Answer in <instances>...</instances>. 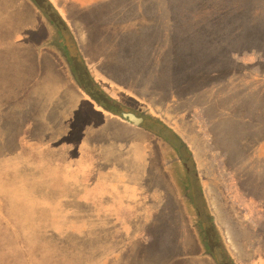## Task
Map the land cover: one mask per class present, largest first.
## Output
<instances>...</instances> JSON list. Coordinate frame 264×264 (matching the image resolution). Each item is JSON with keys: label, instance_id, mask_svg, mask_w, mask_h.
<instances>
[{"label": "crops", "instance_id": "0c3cea01", "mask_svg": "<svg viewBox=\"0 0 264 264\" xmlns=\"http://www.w3.org/2000/svg\"><path fill=\"white\" fill-rule=\"evenodd\" d=\"M49 2L56 9L61 22L70 31L75 44L74 54L80 56L84 70L88 72L94 84L104 87V93L110 100H114V105L120 97L117 92L124 85L111 73L131 69L124 61L126 46L130 47L131 41H134L140 54L142 47L139 40L149 36L155 37L143 35L140 26L137 29V24L150 21L156 24L172 23L170 10L176 5H173L171 0H49ZM7 6L0 0V32L5 30L12 34L17 28L13 24L18 21L14 14L9 13H14L12 5L7 4ZM146 8L152 10L153 18L146 15ZM47 32L49 33V29L47 31L44 27L45 36ZM161 36L165 35H157L158 38ZM66 48L72 55L70 48L68 46ZM2 51H5L1 53L0 58L3 63L5 60L3 54L6 56L18 54L13 50ZM142 52L143 55L148 54L150 58L151 47L144 48ZM36 61L34 68L37 72V80L29 87L30 90L32 89L31 92L28 95H18L13 101L6 98L8 95L0 98L2 103H6L0 107V146L3 145L6 154V158L0 159V166L4 165L6 168V173L0 174V189L4 192L2 199H16L12 202H0V231L3 232L0 234V239H6L9 248L13 246L19 254L24 250L20 256L22 264L41 263L42 258L38 253L35 255L38 260L30 257L29 246L55 247L51 246V242L55 241L58 243L57 248H61L67 240L76 245L73 255L63 257L53 255L49 258L51 262L89 264L86 261L87 255L91 252L88 248L98 244L96 240L99 239L97 234L99 230L104 232L117 229L124 232L125 236L127 231L128 238L124 237L121 248L124 249L126 246L124 243L126 239L132 242L133 248L136 247L135 242L139 240L136 236L139 235L140 229L138 217L142 214L148 216L156 214V210L158 214L164 216L172 214V188L176 185L173 167L183 168L186 166L184 161L163 158L162 165L158 167L152 158L156 148L153 147L152 151V145L148 143L150 135L146 130L145 122L140 125L133 124L119 118L113 112H108L110 108L107 111L106 107L97 102V104L93 103L90 98L78 96L76 89L70 87L63 89V78L76 85L70 73L62 71L61 66L62 64L66 66L65 63L52 60L51 63L43 64ZM21 63H26V60L23 59ZM146 65L147 61L143 63L137 61L132 69L138 71L152 69V66L146 68ZM13 74L19 80L28 76L19 68H14ZM36 85L42 87L39 89L41 93L36 94ZM201 91L203 88L196 89L195 92ZM129 97L134 101L139 99L134 95ZM237 101L241 104L238 108L241 114L234 115L232 123L244 129L247 136H262L260 141L263 143L260 150L263 157L264 95L255 97L244 95ZM178 103V101H167L166 112L172 108L176 110ZM147 105L151 108V104L147 102ZM189 108L185 111L180 109L179 112L182 114L188 112L192 115ZM154 116L158 118L157 115ZM163 121L165 126L174 131V135L183 140L182 134L174 128L175 124L167 120ZM201 124L204 126L203 122ZM207 131L212 135L213 132L209 129ZM20 136L28 138L26 144L16 141ZM170 148L173 150L172 147ZM95 152L98 155L96 169L94 172H89V168H93L90 164ZM81 153H86L83 157L88 156V163L78 162L80 156L82 157ZM192 160L201 188L200 197L205 201L221 234L228 225L219 221L215 207L213 208L216 203H212L211 200L215 201L217 198L222 200L224 207L229 208L230 215L232 212L235 223H245V229L251 233L250 238L247 234L244 239L240 236L238 242L235 237L230 239L229 244L225 242L228 248L237 245L244 248L247 253L241 255L229 248L234 263L264 264V253L255 251L256 248L264 247V194L258 189L259 191L257 190L253 196L251 193L248 194L245 188L249 180L252 181L258 176L254 177L253 174L246 172L248 176L237 180L233 172L228 169L230 171H227L231 173L230 191L224 194L202 174L201 167L210 161L200 162L195 158ZM212 166L233 167L229 163L216 160H213ZM256 166L264 168V158ZM37 167H40L41 171L37 170ZM16 170L20 173L15 172ZM158 175L168 182L170 185L168 190L171 194L169 193L168 198L161 201L157 200V196L154 198L149 194V199L143 204L146 209L140 214L139 208H135V205L139 204L135 198L136 185L146 184V181L154 184ZM254 181L258 184V180ZM156 188L148 185L147 190L151 192ZM212 188H218L220 193H214ZM124 189L131 193L122 201L119 193ZM161 191L165 192L166 189ZM224 199L228 202L223 201ZM130 202L134 204L135 211L130 217H124V208ZM4 203L8 206L4 207ZM235 205L240 207V211L236 210ZM117 214L121 215V218H118ZM105 222L112 226L106 227ZM99 224L100 227L97 226ZM82 231L85 232L84 238L80 233ZM88 232H92L91 237ZM78 235L81 236L80 240L82 238L79 245H77ZM138 244L140 245V242ZM83 246H88V253L78 255L77 248ZM111 259L110 256L104 255L100 257L99 262L100 264L116 263L110 262ZM128 262L141 264L146 260L135 257ZM117 263H126L119 251Z\"/></svg>", "mask_w": 264, "mask_h": 264}, {"label": "rangeland", "instance_id": "374dc122", "mask_svg": "<svg viewBox=\"0 0 264 264\" xmlns=\"http://www.w3.org/2000/svg\"><path fill=\"white\" fill-rule=\"evenodd\" d=\"M47 2L46 0H2L5 6L12 5L14 13H9L14 14L18 23L13 24L17 28L12 34L5 30L0 32V58L2 57L1 53L5 52L2 50H13L18 54H8L7 56L3 54L4 63L0 60V98L8 95L6 98L13 101L18 95H28L31 92L32 89L30 90L29 87L37 80V72L34 68L36 60L43 64L51 63L52 60L65 63L66 66L60 64L62 71L69 72L76 85L63 78V89H66L64 87L76 89L78 96H86L97 104L98 102L90 95L92 93L107 106L105 110L108 111L110 108L108 112L114 111L113 114L115 113L119 118H122L123 112L144 116L146 125H150L153 130L172 141L173 150L165 140H157L159 138L157 132L146 129L149 131L148 143H151L152 151L153 147L156 148V151L152 153V158L158 167L162 165L163 158L184 161V156L178 151L181 143L186 145L187 153L191 154L189 159L184 161L185 163L183 162L187 166L186 172L184 168L173 167L176 185L172 188V214L164 216L158 214L157 210L156 214L150 216L142 214L146 209L143 204L149 199V194L154 198L157 196V200L160 201L168 198L169 193L171 194L168 190L170 185L162 176L155 177L156 184H149L148 181L146 184H137L135 198L139 204L135 205V208H139L142 216L138 217L140 229L139 235L136 236L139 239L135 242L136 247L133 248L132 242L126 239L124 242L126 246L124 249L121 248L120 245L124 237L128 238L127 231L125 236L124 232L117 229L104 232L99 230L97 231L99 239L96 240L98 244L88 248L91 252L87 255V263L100 264V257L108 255L112 258L110 262H116L112 264H119L117 263L118 251L125 258V264H136L127 263L128 260L131 261L135 257L146 260L141 264H217L214 257L215 259L223 257L219 249L221 246L222 248L224 246L226 250L230 248L233 252L247 255L244 248L242 249L240 246L229 245V248L226 246L232 237H235L238 242L240 236L244 239L248 234L250 238L251 233L245 229V223H235L232 212L230 215L229 208L223 206L220 198L211 201L216 203L213 208L215 207L219 221L228 225L225 227L226 231L224 228L223 234H221L214 221L211 223L207 218L209 211L205 201L199 195L201 188L195 175L192 159L195 158L200 162H203L202 160L210 161L201 167L202 174L209 182L211 181L219 187L221 193L225 194L230 191L231 173L228 171L231 170L237 180L240 177L248 176L247 173L253 174L254 177L258 176L254 179L258 180V184L254 180H249L245 184V188L247 193H251L253 196L258 189L264 194V168L256 166L264 158L261 156L262 151L260 150L263 143L260 141L262 136H247L244 129L232 123V117L241 114L238 111L241 104L237 101L240 96L264 95V0H192L188 3L190 7L188 10L191 14L188 20L181 18L173 24L165 22L160 26L157 24L152 27L151 29L156 31L155 37L147 40L152 45L148 44L144 47H151L153 52L151 58L154 61L151 62L149 59L150 62H147L146 65V68L152 66V69L141 73L138 70H133L132 66L137 61L143 63L148 58L134 61L131 59V55L126 54L124 61L129 64L131 69L125 72L111 73L124 85L121 89L118 86L120 90L117 93L120 97L115 102L117 106L114 105V100H110L103 93L104 87L94 84L90 76L84 74L82 60L78 54H74L75 44L69 30H67L68 34L65 33L67 34L65 38L72 55L66 48L67 46L62 43L58 35V24H61L60 17L51 11L48 7L50 4L47 5ZM51 6L53 7V5ZM44 27L47 31L49 29L46 36ZM157 35L165 36L158 38ZM168 36H175L176 42L175 40L171 41L178 44V47L175 48L178 50V54L174 60L171 54L174 47L170 46L171 42H169ZM144 40L146 41V39ZM126 58L129 59L126 60ZM23 59L26 60V63H21ZM185 61L186 67L183 68ZM14 68L23 70L25 75H28L27 78L17 79L13 74ZM75 69L80 71L79 76ZM36 88V94L42 92L39 91L41 86L36 85ZM202 88L203 91L195 92L196 89ZM129 95L143 100L134 101ZM167 101H178L176 110L172 108L170 111L173 112H166ZM147 102L151 104V108ZM4 104L6 103L0 101V107ZM188 108L193 116L188 112H183V114L179 112L180 109L185 111ZM154 115H157L158 118L156 119ZM163 120L175 124L174 128L182 134L183 140L175 139V137H179L174 135V131L170 127L164 125ZM202 122L204 126H202ZM216 126L218 128H215ZM207 129L213 132L212 135ZM27 139L26 136H20L16 141L26 144ZM17 150L19 149L17 148ZM4 154V147L1 145V160L6 158V154ZM81 154L82 157L78 154L80 156L78 162L88 163V156L83 157L86 153ZM24 158L26 159L25 156ZM97 158L98 155L95 152L92 163H89L93 168H89V172L95 171ZM213 160L224 161L233 167L212 166ZM36 169L41 171L40 167ZM5 170L4 165L0 166V174L6 173ZM15 172L20 173L17 170ZM185 176L188 181H191L193 190L190 187H185ZM239 184L241 183L239 182ZM97 185L100 186V184ZM148 185L151 187L156 185L159 190L149 192ZM161 189H166V191L162 192ZM217 189L212 188L216 194L220 193ZM130 193L124 189L120 191L119 196L124 201L125 196H130ZM3 196L4 192L0 189V202L16 200L2 199ZM223 201L228 202L227 199ZM238 205H235L236 210L240 211ZM3 206L7 207L8 205L4 203ZM164 207L169 208V206ZM134 211V204L130 202L124 208V217H130ZM117 217L121 218V215ZM228 218L229 221L226 223ZM104 224L106 227L112 226L110 223L105 222ZM97 226L100 227L101 224ZM204 229L209 231H207V235L213 255L210 247L205 243L207 240L204 236ZM2 233L0 231V234ZM80 233L84 238L85 232ZM88 234L90 237L92 236V232H88ZM80 237L78 235L77 245L82 240ZM65 242L61 248H57L58 243L55 241L51 242V246L55 247L35 248L29 246V255L38 260L35 256L38 253V256L42 258L40 264H58L51 262L49 258L53 255L62 257L73 255L74 247H76L70 240ZM87 247H78L77 254L88 253ZM256 250V253L259 251L264 253V247L256 248ZM21 254L13 246L9 248L6 239H0V264H22Z\"/></svg>", "mask_w": 264, "mask_h": 264}, {"label": "trees", "instance_id": "16d2710c", "mask_svg": "<svg viewBox=\"0 0 264 264\" xmlns=\"http://www.w3.org/2000/svg\"><path fill=\"white\" fill-rule=\"evenodd\" d=\"M48 0H46V2H47ZM172 1V4L174 5V4H176L175 6H173L172 8H171V10H170V14H171V17H172V19H173V22L172 23H170V24H173V23H175L176 21H178L179 19H181V18H183V19H185V20H188L189 19V17H190V12H189V1H192V0H171ZM48 4H50V5H48ZM47 5H48V7L51 9V11H53V13L55 14V15H57L58 13H57V11H56V9L54 8V7H52L51 5V3L48 1L47 2ZM235 14V13H234ZM146 15H149L151 18H153L152 16L154 15V13L152 12V10L150 9V8H146ZM60 21V20H59ZM59 21H58V23H59ZM61 24H58V26H59V32H58V35H59V38L61 39V41H62V43L64 42V44L66 45V46H68V44H67V42H66V38H65V36H67V34H68V29L66 28V26L62 23V22H60ZM177 24V23H176ZM60 25H61V27H62V29L60 30ZM157 24L156 23H153L152 21H150V22H147V23H144V24H137V29H139V26H140V28H141V30H142V34L143 35H145V36H147V35H154L155 34V32L156 31H153L151 28L152 27H154V26H156ZM161 24L160 23H158V26H160ZM67 31V32H66ZM65 33H67V34H65ZM177 37V36H176ZM149 38H153V37H145V38H141L140 40H139V43L141 42V49H142V51H143V48L145 47V45H150L151 43H148L147 42V40L149 39ZM168 38H170L169 39V42H171V47H174L173 48V50H172V48L170 49V51L172 50V52H171V54H172V56H173V60L174 59H176L175 58V56L178 54V50H176L175 48L176 47H178V44L177 43H173L171 40H175V36H172V37H170V36H168ZM144 39H146V41L144 40ZM177 39V38H176ZM175 42H176V40H175ZM128 42L126 41V44H127ZM152 45V44H151ZM154 45H156V44H154ZM127 48L125 49V53H124V55H131L132 57H131V59H133L134 61H137V60H140V59H146V58H148V54L147 55H143V53L144 52H142L141 51V53L139 54V51H138V47L135 45V42L134 41H131V46L130 47H128V46H126ZM140 49V48H139ZM191 52V51H190ZM186 53H188V51H186ZM134 54V55H133ZM151 55L153 54V52L152 53H150ZM151 55L149 56L150 58H148L147 60H144V61H147V62H152V61H154V60H152V58H151ZM126 57H128V56H126ZM130 58V57H129ZM129 58H126V60H128ZM71 59V58H70ZM149 59H151L150 61H149ZM72 60V59H71ZM188 62H189V60H188ZM186 67V61H185V65L183 66V68H185ZM75 71H76V74L78 75L79 74V70L77 71L76 69H75ZM84 72V74H88V72L85 70V71H83ZM139 73H141V72H145V70H140V71H138ZM134 75H135V73H134ZM79 76V75H78ZM91 79V78H90ZM178 141H179V138H176ZM195 175H196V173H195ZM185 185V187H187V188H192L191 186V181L189 180V181H186V183L184 184ZM187 185V186H186ZM209 213V212H208ZM208 219H209V221L211 222V223H213V217L210 215V213L208 214V217H207ZM212 219V220H211ZM212 227H214V224H212ZM207 229H204V236H205V238H206V240H207V242L205 241V243H207V246H209L210 247V243H209V240H208V233H207ZM209 232V231H208ZM222 243H224V242H222ZM205 247V246H204ZM220 249V251H221V253L223 254V257L222 258H216L215 259V257H214V260H215V262L217 263V264H235L234 263V261H233V259H232V257H231V254H230V252H229V250L227 249H225L224 248V246H223V248H222V246L219 248ZM210 250H211V254L213 255L214 253L212 252V249H211V247H210Z\"/></svg>", "mask_w": 264, "mask_h": 264}, {"label": "flooded vegetation", "instance_id": "af4514ba", "mask_svg": "<svg viewBox=\"0 0 264 264\" xmlns=\"http://www.w3.org/2000/svg\"><path fill=\"white\" fill-rule=\"evenodd\" d=\"M89 75V74H88ZM104 93V92H103ZM91 95V97H93L94 98V100L95 101H97L100 105H102L103 107H106L107 108V106H105L99 99H98V97H96V96H94L92 93L90 94ZM109 108V107H108ZM112 112H114V111H112ZM123 113H127V112H123ZM123 113H122V115H121V117L123 118V119H125V120H127V121H129V122H131L130 120H128L127 118H125V117H123ZM134 114V113H133ZM135 115V114H134ZM136 117H139V118H141V121L138 123V124H136V125H140V124H143L144 122H145V118H144V116H140V115H135ZM133 123V122H132ZM133 124H135V123H133ZM146 126V128H148L149 130H153L151 127H150V125H145ZM153 131H155V132H157L156 130H153ZM158 133V132H157ZM159 135H158V139L157 140H159V139H163V140H165V142L166 143H169L170 145H171V147L173 148V145H172V141H169L168 139H166V137H163L162 135H160V133H158ZM175 139H176V137H175ZM184 148V149H183ZM178 151H179V153L182 155V156H184V161H186V160H188L189 159V154L187 153V148H186V145L185 144H182L181 143V146H179L178 147ZM191 155V154H190ZM185 163V162H184ZM185 165V164H184ZM183 168H184V170H185V172L187 171V168H186V166H183ZM186 181H188V179H187V177L185 176V183H186ZM154 184H156V182H154ZM156 186V185H155ZM154 186V187H155ZM187 186V185H186ZM157 187V186H156ZM188 187V186H187ZM200 189V188H199ZM156 190H159L158 188H156ZM156 190H154V191H156ZM192 190H193V187H192ZM153 191V192H154ZM193 192V191H192ZM200 193H201V190H199V195H200Z\"/></svg>", "mask_w": 264, "mask_h": 264}, {"label": "water", "instance_id": "95a60500", "mask_svg": "<svg viewBox=\"0 0 264 264\" xmlns=\"http://www.w3.org/2000/svg\"><path fill=\"white\" fill-rule=\"evenodd\" d=\"M123 117L127 118L128 120H130L131 122L138 124L141 121V118L136 117L133 113L131 112H127V113H123ZM184 149V148H183Z\"/></svg>", "mask_w": 264, "mask_h": 264}]
</instances>
